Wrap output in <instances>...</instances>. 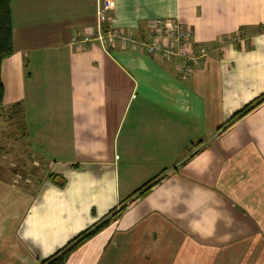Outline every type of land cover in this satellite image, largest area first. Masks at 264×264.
Returning <instances> with one entry per match:
<instances>
[{"label": "crops", "instance_id": "obj_1", "mask_svg": "<svg viewBox=\"0 0 264 264\" xmlns=\"http://www.w3.org/2000/svg\"><path fill=\"white\" fill-rule=\"evenodd\" d=\"M98 1L11 0L0 166L21 146L32 163L10 172L33 176L0 177V264H40L118 205L66 264H264V102L236 117L264 95V0H111L113 30H192L187 79L120 41L74 46Z\"/></svg>", "mask_w": 264, "mask_h": 264}, {"label": "built area", "instance_id": "obj_2", "mask_svg": "<svg viewBox=\"0 0 264 264\" xmlns=\"http://www.w3.org/2000/svg\"><path fill=\"white\" fill-rule=\"evenodd\" d=\"M114 9L111 0H99L97 3L96 32L84 39L74 40V46L96 40L107 50L116 41L131 47L133 50H144L149 55L159 56L164 62L175 67L182 79L190 78L195 65L205 56L201 44L192 46V30L180 19L158 18L153 20L144 37L138 38L133 33H124L109 27L110 13ZM240 40L236 38L222 40V46L236 45ZM201 53V55L199 54Z\"/></svg>", "mask_w": 264, "mask_h": 264}, {"label": "trees", "instance_id": "obj_3", "mask_svg": "<svg viewBox=\"0 0 264 264\" xmlns=\"http://www.w3.org/2000/svg\"><path fill=\"white\" fill-rule=\"evenodd\" d=\"M11 0H0V109L4 104L5 99V88L1 80V66L2 62L10 57L14 52L13 45V26H12V17H11ZM264 102V95L252 102L248 107L244 108L241 112L236 114V117H241L247 112L259 106ZM235 117V118H236ZM148 189L143 191L139 197L144 196L147 193ZM136 195V194H135ZM125 210V207L121 210L115 211L110 217L104 219L98 225L93 227L88 232L83 233L82 235L75 238L73 241L68 243L62 250L58 251L55 255L49 259L43 261L40 264H66L69 256L80 247L83 243L88 241L91 237L98 234L104 228H106L112 221L119 218L122 212Z\"/></svg>", "mask_w": 264, "mask_h": 264}, {"label": "rangeland", "instance_id": "obj_4", "mask_svg": "<svg viewBox=\"0 0 264 264\" xmlns=\"http://www.w3.org/2000/svg\"><path fill=\"white\" fill-rule=\"evenodd\" d=\"M226 40H228V39H226ZM226 45H228V44H226ZM226 45H224V46H226ZM236 45H234V46H236ZM33 107H36V106H35L34 102H31L30 107H29V115H31L33 113V111H34ZM22 115L24 118L27 116V110L25 109V107H24V109L22 108ZM8 116H9V113H6V117H8ZM8 131L10 132L9 129H8ZM22 144H26V141H23ZM18 150H19L18 155L15 157V159L17 160V161H15L16 164L17 165L20 164V166H21V165H23V163L25 161L26 164L29 166L32 163V157L29 155L28 151L24 150L21 146L18 148ZM12 164H15V163L13 162V160H9L8 157L5 160H2L1 166H0V177L6 178L7 176H11V178L13 177V178L17 179L21 184H25L26 179L29 180L30 178H32L33 174L28 173V170L23 171L19 168L15 169V170H17V172H15V174H18L17 177H16V175L15 176L12 175L10 172L11 168H12ZM34 176H36V177L41 176V174H34ZM153 186H154V184L152 185V183H150L138 192L141 194L143 191L148 189L147 193L144 195V197H145L149 193V191L151 190V188ZM28 190L31 191V190H33V188L28 189ZM125 207H127V206H125ZM122 208H124L123 205H118V207L114 210V212L117 210H121Z\"/></svg>", "mask_w": 264, "mask_h": 264}]
</instances>
